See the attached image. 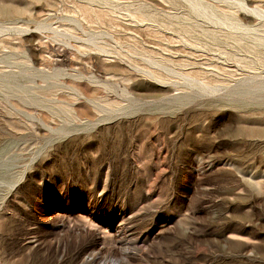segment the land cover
Returning <instances> with one entry per match:
<instances>
[{
  "label": "rangeland",
  "instance_id": "374dc122",
  "mask_svg": "<svg viewBox=\"0 0 264 264\" xmlns=\"http://www.w3.org/2000/svg\"><path fill=\"white\" fill-rule=\"evenodd\" d=\"M0 264H264V0H0Z\"/></svg>",
  "mask_w": 264,
  "mask_h": 264
}]
</instances>
